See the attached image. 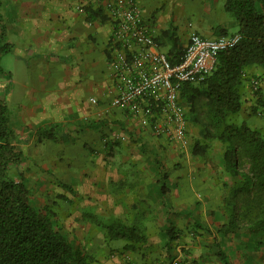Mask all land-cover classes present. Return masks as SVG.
<instances>
[{"label":"crops","instance_id":"1","mask_svg":"<svg viewBox=\"0 0 264 264\" xmlns=\"http://www.w3.org/2000/svg\"><path fill=\"white\" fill-rule=\"evenodd\" d=\"M1 2L4 38L12 46L14 61L23 64L20 75L24 79L17 82V92H13V86L8 90L7 80H0V98L10 104L6 105L9 125L28 162L27 169H46V154L38 151L39 144L34 145L36 127H61L58 141L62 139V162L58 166L62 167V200L78 204V210L62 218L69 238L93 256L95 264H170L171 256L179 264H219L206 235L213 217H206L205 211L208 204L224 197L223 182L229 183L220 174V144H212L206 163L188 151L180 169L172 171L160 163L153 147L164 144L144 132L121 135L125 142L112 145L115 134L111 127L131 122L122 111L109 107L115 96L111 69L115 49L112 25L105 12L100 17L89 15L86 0ZM135 2L153 37L173 28L187 35V29L177 27L186 1ZM161 6L163 11L158 10ZM215 27V21H208L206 26L196 24L188 34L194 31L212 39L219 36ZM168 45V41L163 42L161 49L165 51ZM90 99L96 103H90ZM188 117L187 130L190 114ZM199 139L191 133L188 141L190 144ZM26 147L32 148L28 155L23 149ZM172 148L169 145L165 149ZM160 165L168 175L164 197L156 193L157 182L162 183L157 179ZM63 186L70 189V194ZM171 191L173 198L169 200L165 196ZM83 210L90 213L83 216ZM106 217H114L120 224H145L144 235L128 250L124 240L107 237L105 222H101ZM170 226L174 227L175 238L167 254L163 245Z\"/></svg>","mask_w":264,"mask_h":264},{"label":"trees","instance_id":"2","mask_svg":"<svg viewBox=\"0 0 264 264\" xmlns=\"http://www.w3.org/2000/svg\"><path fill=\"white\" fill-rule=\"evenodd\" d=\"M1 9L0 0V58L12 48L4 38ZM223 9L232 16L235 33L241 39L232 49L218 54L214 70L204 81L183 84L179 100L189 114L194 113L192 125L199 128L200 139L190 146V155L207 159L213 148L211 144H220V174L229 180L228 184L223 182V191L230 188L235 179L240 180L239 185L232 188L230 197L240 199V205L237 209L233 206L229 217H240L248 222V231L254 239L256 235L264 236V138L244 123L235 124L233 119L241 110L247 69L258 68L264 78V0H225ZM87 11L94 17L102 15L101 9ZM174 32V29L164 30L162 36L153 37L171 65L179 63L184 50ZM167 41L169 45L163 51V42ZM2 79L9 81L10 74L0 66ZM253 97L252 110L264 112V88L259 85ZM60 130L59 124L37 126L36 140L57 142ZM17 143L9 125L7 106L0 98V264H95L93 256L84 253L69 238L53 211L31 203L25 178L28 169L22 167L26 158ZM243 165L247 166L246 170H242ZM160 166L157 179L162 183L157 182L156 193L164 197L168 175L164 166ZM228 225L232 227L233 221ZM104 228L110 240H124L128 250L142 238L135 225L126 227L112 223ZM173 228L170 226L165 231L163 248L167 254L175 238ZM256 242L258 247L262 245L261 241ZM220 258L222 264H230L224 255L220 254Z\"/></svg>","mask_w":264,"mask_h":264},{"label":"rangeland","instance_id":"3","mask_svg":"<svg viewBox=\"0 0 264 264\" xmlns=\"http://www.w3.org/2000/svg\"><path fill=\"white\" fill-rule=\"evenodd\" d=\"M184 6L182 7L181 17L179 23L177 24L178 30L187 29V35L181 33H177L176 28L174 29V35L178 37V40L182 44H186L188 41V29L190 31L195 28L196 24H201L206 26L208 21H215L216 36L220 34H231L236 31V25L232 16L226 12H224L223 5L225 0H184ZM158 10H164V6L159 7ZM218 23H221L218 24ZM209 39V37H206ZM0 66L5 72H12V78L10 75V80L8 90L14 89L13 92H17V82L24 78L21 77L20 73L23 68V64L19 62H15L13 57L10 54H6L0 58ZM10 74V73H9ZM246 80L243 83L242 88V102H241V110L234 117V123L239 125L241 123L246 124L249 128L258 131L261 137L264 138V112L261 110H252L254 106V97L253 94L257 90L252 84L251 80H255L258 82L261 88H264V78L261 75V71L258 68L251 67L247 69ZM12 82H16V84H11ZM4 85L6 83H3ZM13 86V87H12ZM259 87V86H258ZM18 96L16 93L14 94ZM7 106H10L9 102L6 103ZM10 110V108H9ZM186 110V118L187 121L189 119V112L187 108ZM201 110V109H200ZM202 111V110H201ZM10 112V111H9ZM199 112V110H198ZM124 116L128 118L131 122L130 125L121 124L118 126L111 127L114 131V138L112 140V145L123 144L125 141L122 140L121 135L130 136L141 134L142 132L146 133L149 137L155 138L156 140H160L164 144L153 146L155 147V151L160 157L161 164L167 165L168 171L178 170L181 167L182 160L185 161L186 154L190 149V146L197 140H192L191 143L186 146V149L183 150L179 148V146L174 143L168 136L166 135H157L154 133L152 126L143 125L138 117H133L128 113L123 112ZM193 114H190V122H188V140L189 135L192 133L193 135L198 136V126L192 125ZM199 117H200V113ZM136 121V122H135ZM190 123V125H189ZM192 130V131H190ZM48 143H38L34 142V145L39 144V152L43 151L45 153L46 169L41 168H31L28 169V172H25V178L27 179V186L30 189V200L31 203L37 207L47 206L49 210L53 211L56 214V218H58L60 224H62V218L65 217L70 212H75L78 210L77 201L73 202L72 200L63 201L62 200V167L60 162H62V139L57 142ZM166 145V146H165ZM171 145L172 150L167 151L165 148ZM35 146V147H36ZM117 146V145H116ZM212 146V144H211ZM176 147V148H175ZM31 148V147H30ZM29 147L23 148L25 154H29L32 151V148ZM213 148L211 149L212 153ZM174 151V152H173ZM156 154V155H157ZM152 157V156H151ZM153 158L152 160H155ZM199 162L203 160L206 163V158H197ZM158 161V160H157ZM174 162V163H173ZM28 165V162L25 163ZM25 164L22 166L25 168ZM33 165V163L31 162ZM54 165H57L56 168ZM26 165V166H27ZM28 167V166H27ZM26 167V168H27ZM247 166L243 165L242 170H246ZM234 184L230 186L227 190L222 191L224 197L219 201H215V203L208 204L206 207L205 214L206 217H213V224L211 226V231H208L206 235L210 238L211 242V250L214 253L216 262L221 263L220 254L224 255L227 261L230 264H264V236L256 235L253 239V235L248 231V222L242 220L240 217H229L231 211H233V206L235 205V209L240 205V199L234 198L230 199L232 195V188L234 189L239 184V179L234 180ZM64 190H67L65 186H63ZM69 193V191L67 190ZM70 194V193H69ZM73 199L76 200V196L72 195ZM241 197V196H239ZM165 198L172 199L173 192H169ZM238 198V197H237ZM153 199V198H152ZM156 201V200H155ZM150 203V201H148ZM154 202V200H152ZM149 205V204H148ZM150 207V206H148ZM80 208V207H79ZM158 206H151V209H157ZM75 209V210H74ZM90 213L89 210L80 211V214ZM209 214V215H208ZM89 216V215H87ZM124 218V217H121ZM89 219V218H88ZM104 221L105 225H109L111 223H115L116 219L114 217H106L101 220ZM233 221V226H229ZM126 227H129L133 224H123ZM138 233L140 235H144L145 224H134ZM155 226V225H154ZM70 232V231H69ZM72 233V232H71ZM73 234V233H72ZM224 234L223 236H221ZM261 241L262 245L258 247L256 241ZM76 242V240H75ZM174 250V248H173ZM174 258L171 256L168 262L171 264Z\"/></svg>","mask_w":264,"mask_h":264},{"label":"built area","instance_id":"4","mask_svg":"<svg viewBox=\"0 0 264 264\" xmlns=\"http://www.w3.org/2000/svg\"><path fill=\"white\" fill-rule=\"evenodd\" d=\"M85 6L104 11L112 25L115 96L109 107L138 117L155 134L168 136L185 150L188 130L186 110L179 100L181 86L204 81L214 70L218 54L235 47L240 35L206 39L192 31L179 63L171 65L143 22L135 0H86ZM251 84L255 89L259 86L255 80ZM90 103L96 101L90 99ZM171 264H179L178 259Z\"/></svg>","mask_w":264,"mask_h":264}]
</instances>
